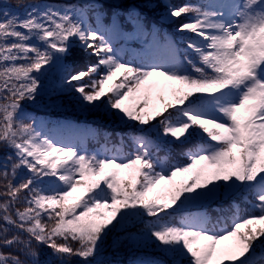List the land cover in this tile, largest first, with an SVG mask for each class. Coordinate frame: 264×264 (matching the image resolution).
Here are the masks:
<instances>
[{"label":"snow or ice","instance_id":"6c2138e0","mask_svg":"<svg viewBox=\"0 0 264 264\" xmlns=\"http://www.w3.org/2000/svg\"><path fill=\"white\" fill-rule=\"evenodd\" d=\"M124 4L0 8V147L11 151L0 164V249H13L0 264H124L100 260L108 248L126 249L127 264H264V0L165 2L163 20L185 18L175 29L184 48L144 24L139 8L159 5L121 13ZM117 37L142 38L143 51L126 58ZM76 48L96 61L72 71ZM65 96L134 129L131 150L120 136L90 151L86 132L26 111L63 107ZM176 150L185 163H172ZM226 199L215 223L185 212Z\"/></svg>","mask_w":264,"mask_h":264},{"label":"trees","instance_id":"16d2710c","mask_svg":"<svg viewBox=\"0 0 264 264\" xmlns=\"http://www.w3.org/2000/svg\"><path fill=\"white\" fill-rule=\"evenodd\" d=\"M9 4L4 6L9 8L11 11L23 13L25 7L30 5H36L41 2H47L52 4H88L91 2V0H8ZM101 3L104 2V0H100ZM144 0H125L124 7L120 9L121 13H125L128 9V6L132 3H143ZM152 3H155L159 5L158 7L154 9H147V8H139L140 16L146 25L147 29L151 31L152 26L155 25L157 29L160 30L162 34L166 33L173 41L176 43H179L182 48L186 47L184 43H181V37L180 34H178L175 29L176 26L184 21V17H181L179 19H175L173 23H169L162 19L161 13L165 11V2L171 4V5H181L184 3H198L201 2V0H151ZM19 5V6H18ZM1 7V8H4ZM102 13H107L108 15L104 16L102 19V23L105 25H108L111 21V12L112 9L105 6L104 9L99 10ZM87 12V9H86ZM87 17L89 20V23L93 24V26L96 23V14L92 12H87ZM119 23L126 33H131L134 31L133 25L131 23H128L124 15L120 16ZM185 35H192L190 33H185ZM142 38H135V37H129L128 39L117 37L115 40V43L118 47H124V45H127L129 40H133L131 43L137 47V42L140 41ZM75 53V59H69V64L71 65V70H85L87 65L90 63H94L96 61V57L89 55L88 53L84 52L83 50L76 48L73 50ZM126 58H128L126 56ZM73 108V105L69 104L68 108L65 109L64 107H60L59 109H53V108H46L44 106L35 107V106H29L26 108L27 110L31 111L35 118L40 117L47 121L48 125H62L65 123V121H72V122H81L83 119L87 120L86 123L90 125L89 129V136L84 144V147H86L90 151H95L98 149H102L105 146L106 138H110L107 142V147L111 148L114 144L119 143V137H124V144L126 145L125 151L131 150V141L128 139L127 134L133 131L134 129H131L129 127H126L124 125H119L118 123L114 122L113 120H110L107 116H102L96 113L89 114L88 116H82L81 114H76L74 112H71ZM11 154V151L7 148L0 147V164H2L6 157ZM172 157V163H185V160L179 155V150H176L171 154ZM18 182V181H17ZM235 203L239 205L242 214L248 212L251 210V206L246 203L240 196H237L234 198ZM0 201H2V198H0ZM232 199H226L224 201H218L215 203H210L205 206H203L201 209L204 213L208 215L210 220L215 223L216 220L221 216L222 210L223 214L227 215L228 209L232 204ZM21 206L22 205H18ZM13 232L15 229L12 230ZM12 233L10 232L9 235ZM4 252H12L13 249L11 248H3L0 249ZM47 252L50 253L51 250L47 249ZM132 256L130 253L127 252L126 249H121L119 252H114L111 248L106 249V251L102 254V257L99 259L106 262H115V261H123L124 264H127V261L131 259ZM67 264H81V260L79 257H72L71 260L67 261Z\"/></svg>","mask_w":264,"mask_h":264},{"label":"rangeland","instance_id":"374dc122","mask_svg":"<svg viewBox=\"0 0 264 264\" xmlns=\"http://www.w3.org/2000/svg\"><path fill=\"white\" fill-rule=\"evenodd\" d=\"M42 3H47V2H41V3H39V4H42ZM8 4H9L8 0H0V8L6 6V5H8ZM56 5L61 6V5H59V4H56ZM142 43H143V42H141V44H142ZM127 52H128V54H130L131 56H132L133 54H137V53H136V50H135V49H132V48H129V49L127 50ZM61 99H63V101H64L65 109L68 108V105H69V104L73 105V108H72L71 112H74V113H76V114H81L82 116H85V115L88 116L89 114H92V113H88V112H82V111H80V109H79L74 103H72V102H70V101L68 100L67 96L62 97ZM64 106H63V107H64ZM57 109H59V108H57ZM26 111H28L32 116H34V114H33L31 111H29V110H27V109H26ZM34 117H35V116H34ZM36 121H37V122H42L43 124L47 125L48 128H53V127H54V126H49V125L47 124V121L44 120L43 118L37 117V118H36ZM81 122H87V120L83 119V121H81ZM119 125H121V124H119ZM55 127H56L57 129H62V128L78 129V130H80V131L86 132L87 134H88V129H89V125H88V123H87V124H83V123H73V122H69V121L66 122V124H65L64 126H62V127H57V126H55ZM87 136H88V135H87ZM178 179H179V178H178ZM199 206H201V205H190V206H188L187 209H189V208H197V207H199ZM187 209H185V212H186V213H188V212L186 211ZM191 214H200V213H199V212H196V211H193V212H191ZM46 252H47V250H46ZM100 257H102V255H101ZM100 257H99V258H100ZM44 258H45L44 256L41 257V259H44ZM21 259H24V257L21 256Z\"/></svg>","mask_w":264,"mask_h":264}]
</instances>
